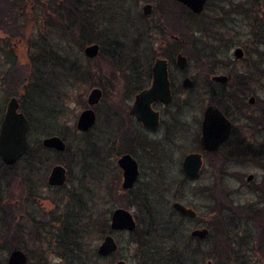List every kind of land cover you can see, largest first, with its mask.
I'll use <instances>...</instances> for the list:
<instances>
[{
  "label": "rangeland",
  "instance_id": "374dc122",
  "mask_svg": "<svg viewBox=\"0 0 264 264\" xmlns=\"http://www.w3.org/2000/svg\"><path fill=\"white\" fill-rule=\"evenodd\" d=\"M148 1L154 9L160 2L167 3L169 0H79V6H81L85 14L86 24L89 25V29L95 35L96 44L101 48L99 56L89 60L83 53V49L93 43H86L83 47H78L72 42L71 37L67 41H63L60 36L59 38L58 36L52 37L51 41L55 42L52 43L55 50L57 49L56 43L60 42L58 44V49L60 47L58 54L65 60L61 59L62 63L61 65L58 64V66L60 65L58 70L51 65L47 75L44 76L45 78L39 80V85H37L39 89L31 91L27 98H24L25 85H16L15 88H11V85H5L4 83V75L11 67L16 69L17 78L20 76L23 79L26 75L29 59L27 45L18 39H14L11 42L7 41V36L0 31V121L11 93L15 92L22 95L20 102L21 112L27 118L33 119L34 122L32 131L29 126L27 136L29 145H33L37 141L40 142L45 137L55 135L61 137L71 149L81 148V152L76 151V156L73 159H68L67 156L59 158L69 163L71 172L67 177V183L64 188L58 190H52L48 187L47 177L50 169L60 163L57 162V157L54 153L43 155L44 162L38 167L40 170L35 171V174H31L30 185L28 189L24 188L23 190V192H27V190L30 191L31 189L34 193L36 203H33L28 212L35 217H40L39 214L52 212L55 218H60L67 212V208L72 206L68 203L71 193L74 192L85 200V185H90L95 189L98 184L105 186L110 180L109 178L120 175V170L115 163L114 157L109 156L107 153L113 143L120 142L121 134L125 133L122 129L123 125L126 124L125 129L131 135L135 130L134 125L131 126L125 121L126 117H128L127 107H129L130 103L126 104L122 100L126 95L129 96L137 79H134V74L129 70L128 63L123 65L132 58L130 56L120 57L117 54L121 49L127 50L126 52L129 53L132 50L133 42L141 38L140 34L138 35L135 30L140 26L136 20L142 16V6ZM259 6L262 9V13H264L263 0L259 1ZM217 10V13H215L217 15L225 12V10L220 11L219 8ZM209 12L206 13V16H208ZM263 17L264 15L260 16L259 11L260 21L258 20L256 24H253L244 19L243 16H238L232 12L230 16H227V23L232 28V32H229V38L235 36L237 41L234 45L230 44L227 49L222 47L223 43L221 44L218 50L220 55L216 57V66L220 68L217 72L215 71L212 74L209 72L207 74L202 66H197L194 60H190L186 56L188 59L186 74L188 77L198 76L199 79L195 81L193 89L188 91L183 97L185 102L179 115V120L183 126L180 130L176 128L168 135H165L163 130L156 134H145L138 129L136 133L138 139L142 140V138L146 139L145 137H148L151 142V147L147 151L136 148L134 152V157L140 165V177L132 197L137 196L138 202L134 203L133 199L123 196L121 204L116 203L111 207L109 205L111 212L118 207L129 210L137 222L138 236L129 237L127 233L114 236L115 241L121 246L119 249L121 260L127 264H143L139 255L144 250L147 252L149 247L163 248L161 244L163 235L159 232V224L167 216L168 211L171 210L173 202H179L197 212L196 220L184 221L181 226L187 236L195 225L209 229L211 238L202 247L203 252H208L211 249L210 244H213L214 234L209 225L214 214L210 210L215 206L216 202L224 199L225 203H232V207H236L239 212L242 211L239 210V207L242 206L253 205L256 208L262 206L261 202L264 200H262L261 196L263 193L257 190L259 185L264 186V170L261 166L248 161L229 165L220 161L218 175L223 181L218 182L223 183V185L217 186L219 194H215V179L213 177L215 170L207 161L204 163V169L200 176L192 183H182L184 175L180 164L183 156L189 150L194 149L193 142L198 135V123L203 110L209 103V96L204 89L203 83L205 77L210 78V75H226L229 77L225 89L234 91L233 95H228L229 97L234 96V98L232 97L230 102L219 100V107L234 122L241 120L240 115H242L236 112L235 108L242 105L245 106L248 97L234 103L237 96H241L242 90H246L247 86L243 85H252L248 89L253 91L251 96L257 99L256 107L262 104V108H264V45H260L258 43L260 41L256 37L257 28L260 24H264L262 23ZM154 19H156V16L149 18L146 22H153ZM180 26L170 23L168 29L178 30ZM32 29L34 30L32 34L35 33V38L38 33L41 34L42 30V35L49 32V29L45 28V25L41 24L40 21L37 24H29L27 26V32ZM80 30L84 33L83 29ZM180 30L179 33L181 37L185 38L187 49L193 39L197 41L195 44L199 48L203 47L199 41L209 42L207 36L202 32L198 33L195 31L194 37L191 36L193 30H195V23L189 24L185 22L184 26L180 27ZM221 32L224 33L222 30ZM153 35L154 40L156 39L155 42L153 41V46H151L148 53H143L139 57L143 68L142 73L150 68L156 58H165L169 62L172 60V55L170 56L171 48L166 43L158 41L155 32ZM218 37L219 40L228 39L227 33ZM237 47L244 51L242 60H235L233 57V51ZM111 63L113 67H107ZM170 65L175 68L173 64ZM213 85L214 89L218 90L219 85L217 86L214 83ZM229 85L237 86L231 87ZM253 85H256V87ZM94 87L102 88L103 97L99 104L92 108L97 115V121L87 138L93 141L98 148V153L92 155V158L89 144L85 147V136L76 131L75 124L77 117L87 108L86 98ZM19 88L20 90L18 91ZM256 117L258 116H253V118ZM257 119H260V122L257 120L256 123L260 124L261 128H264V113ZM115 150L117 151L116 147ZM95 156L97 159H94ZM218 156L222 155L219 154ZM84 157L88 161H94L96 164L101 165V168L98 167L99 172L96 175L99 181H97L98 184L92 181L95 180L94 174H92L93 179H85V170H82L81 166ZM262 162H264V158ZM65 168L67 169V167ZM219 171L226 173H219ZM14 172L15 174H21L20 166L16 167ZM249 174L254 176L250 188L246 187L248 184L246 177ZM14 193L13 198L9 200L11 204L14 203L16 197L24 201L22 188L20 190L15 189ZM6 201L7 199L2 196L0 206L5 205ZM151 208H154V211ZM262 208L259 209L260 213ZM1 213L0 210V241L3 234H5V222ZM16 215L17 213L12 218ZM230 224L234 227L231 230L233 241L238 242L240 238L248 234L249 244L243 249V252L244 255L246 254L249 257L250 261L256 263L259 260L258 257L252 251H246L248 247L255 250L254 247L257 245V240L260 241V236H264V226L259 225L258 227V224L253 225V223L246 226L244 223L235 221ZM57 225L59 228V224ZM150 231L151 234L149 235ZM10 237L7 236V238ZM245 240L247 241L246 237ZM100 242L101 240L93 242V245H96L95 250H97ZM24 245L26 250L23 251L25 253L26 251H30V254L33 253L35 264H37L35 262L36 257L46 260L45 264H62L63 262L60 256L55 254L53 246L46 247V243L42 245L33 244L26 238H24ZM260 246L264 250V242L260 241ZM7 255L8 252L1 255L4 264H6ZM115 260L117 258H111L105 264H114ZM210 260L215 264V260ZM205 263L206 260L204 261Z\"/></svg>",
  "mask_w": 264,
  "mask_h": 264
},
{
  "label": "trees",
  "instance_id": "16d2710c",
  "mask_svg": "<svg viewBox=\"0 0 264 264\" xmlns=\"http://www.w3.org/2000/svg\"><path fill=\"white\" fill-rule=\"evenodd\" d=\"M259 1L260 0H208L204 13L199 17H193L187 10L181 8L178 12L180 16L182 15L184 17L185 22L189 24L195 23V30H193L191 36L194 37L195 31L198 33L202 32L209 40L208 43L199 41V43L203 45L202 48H199L196 47L195 44L197 41L193 39L190 47L188 49L186 47L183 54L190 60H194L197 66H202L207 74L209 72L212 74L215 71L217 72L220 70V68L216 66V57L220 55L218 50L220 49L221 44L223 43L222 47L227 49L230 47V44L234 45L237 41V37L235 36L229 38V32H232V28H230L229 23H227V16H230L232 12L238 16H243L244 19L249 22L256 24L258 20L260 21L259 11L260 16L264 15L259 6ZM37 2H41L40 7L35 5ZM217 4H220V6ZM79 5V0H0V31L7 36V41L11 42L14 39L21 40L27 45L29 50V59L24 78L22 79L20 76L17 78L16 76H18V74L16 69L11 67L4 75L5 85H11V88H15L16 85H25L24 98H27L31 91L39 89V86H37L39 85V80L45 78L44 76L47 75V71L51 65L56 70L59 69L58 67L61 65L62 60L65 59L61 58V55L58 54V50H60V47L58 49V44L60 42L56 43L57 49L55 50L54 44H52L55 42L51 41L52 37L60 36L63 41H67L65 40L66 36H71L72 42L78 47H83L86 43H97L95 35L89 29V25L86 24L85 14ZM216 5L220 8V11L225 10V12H222L220 15L212 13V10ZM174 6L175 3L173 0H169L167 3L160 2L155 7V13L162 16L163 20H166L167 18H171L172 14L175 13ZM207 12H209L208 16H206ZM39 21L41 24L45 25V28L49 29V32L42 35V30L41 34L38 33L35 38V33L32 34V31L34 30L32 29L30 32H27V26L29 24H37ZM165 23L167 22H163L158 27L161 36L166 38V35L169 33L177 35V31L168 29L169 26H166ZM262 23H264V20ZM163 26L167 27V32L162 29ZM80 29H83L84 33ZM221 30L224 31V33H222ZM257 30L256 37L260 41L258 43L264 45V24H260ZM225 33H227L228 39L219 40L218 36H222V34ZM166 43L169 45L180 46L181 48L179 42L175 43L167 39ZM9 52L12 53L11 50H9ZM139 61V58H132L123 65L128 63L129 68L133 69L139 67ZM58 64L60 65L58 66ZM110 66L113 67V64L111 63V65L109 64L107 67L110 68ZM203 83L210 85L209 78L205 77ZM19 90L20 88L18 91ZM11 97H21L22 99V95L15 92L11 93L10 98ZM27 120L30 122L29 125L32 131L34 124L33 119L28 117ZM250 120H252V118H250ZM257 120L260 122V119H256V122ZM88 135L89 134H85V147L89 144L88 146L91 150L90 156H92L98 152L96 144L90 139L88 140ZM120 152L132 153L131 149L128 147H124V149L119 147L117 151L110 152L109 154L118 155ZM46 153L51 152L44 150L41 146V142L37 141L33 145L28 144V149L25 152L24 157L14 167H8V165H5L0 161V202L2 196L5 194L6 185L15 183L18 188L20 187V184H22L20 179L23 178V186H26L27 188L30 180V173L39 170L38 164L41 166L42 162H44L43 155ZM54 154L57 157V162L67 167L69 176L71 170L69 163L60 160L59 158L67 156V158L70 159L72 155L71 148L67 146L63 154ZM95 158L97 159L96 156L94 159ZM19 166L20 171L24 168V176L22 174L19 175L18 173L15 174V167ZM98 167L101 168V165L96 164L94 161H88L85 157V179H93L92 174H94L95 180L92 181L97 182L98 178L96 175L99 172ZM109 179L110 180L105 186L98 184V181V186H96L95 189L90 185H85V200L80 195L70 192L71 195H69L68 203L72 206L67 208L66 213L68 214H66L65 220L58 222L59 229L57 231V236H55L53 241L58 251L63 249L68 250L69 254L65 259L67 264H105V262L111 258L121 259L119 253L121 246L117 242L118 250L110 258H100L95 250L96 245H93V242L96 240H102L105 235L114 234V232L110 230L109 224L111 206L116 203L121 204L123 196L129 197L131 200L133 199L134 203L138 202L137 196L132 197L135 189L128 192H124L120 189L119 176L116 175ZM0 210L5 222V234H3L0 241V264H4V260L1 258L2 254L11 251L13 248L25 251L26 247L22 244L24 238H27L33 244H37L39 243V236L37 233L38 225L31 220L29 216L27 218L28 227L24 230V237L22 238L20 227L18 223L14 222L15 219H12V214L3 206H0ZM151 210L154 211V208H151ZM227 210L238 216L241 215V211L239 212L236 207L233 208L232 203H225L224 199H220L216 202L215 206L210 210V212H215L212 222L209 225L214 234V252H216V257L221 261L227 260L228 254L231 250L229 238V235L231 234L229 230L230 222H228V215H224ZM239 210L241 209L239 208ZM84 212L85 222L82 223L81 218H83L82 216ZM166 217H168L169 223L167 225L159 224L162 228L159 232L162 235L169 234V236H172L173 241L177 242V236L179 235L178 227L182 225L183 220L172 211H169ZM150 234L151 231L149 232V235ZM7 236L11 237L7 238ZM128 236H138V230L134 233H129ZM243 242L244 238H240L238 241L239 249H237V253ZM145 252L146 251L144 250L139 255V258L141 257L140 260L143 264H152L153 261L150 259V253ZM26 253L30 261L29 264H35L33 253L30 254V251H26ZM55 254L58 256L61 255L60 252H56ZM35 262L37 264H45L44 259L41 257H36ZM173 262L174 264H177L176 259Z\"/></svg>",
  "mask_w": 264,
  "mask_h": 264
},
{
  "label": "flooded vegetation",
  "instance_id": "af4514ba",
  "mask_svg": "<svg viewBox=\"0 0 264 264\" xmlns=\"http://www.w3.org/2000/svg\"><path fill=\"white\" fill-rule=\"evenodd\" d=\"M173 2L175 3V6H174L175 7V13L172 14L171 18H167L166 20H163L162 16H159V15H157V13H155V8L153 9V6L149 3V1H148V3H145L144 5H150L152 7V12H151L150 16L144 17L142 15V9H141V15L142 16L136 20L140 26L138 28H136L135 30L138 33V35L140 34L141 38L136 39L133 42L132 50L129 53L126 52L127 50H122V49L118 51L117 55L120 57H128V56H130L131 58L141 57L142 56L141 54L149 52V49L151 48V46H153V41L154 42L156 41V39L154 40V35H153L154 32L157 34L158 41L166 43V40L168 39V40L173 41L175 43L179 42L181 45V48H180V46L169 45L166 43L171 48V51H170V56L172 55L171 56L172 57L171 62H169V60L165 59V58L164 59L163 58H156L154 60V62L157 59H161V60L166 61L167 75H166V84L164 86L167 87V90L169 93V99H170L169 103H167V104H164L161 102H155L151 105V110L157 114V118H158V124L154 130L145 129L133 116H131L129 114V111H130V108L132 107V105L134 103L135 97L139 93L143 92L144 90L149 89L154 84V82L157 83V80L160 77V75L158 73H154V71H153L154 62L152 63L150 68L144 73H142L143 68L141 67L142 64L140 61H139V63H140L139 67H135L133 69L129 68V70L134 74V76H133L134 79H137V80H136L135 86L133 87V90L130 91L129 96L126 95L123 98L122 102L125 101L126 104L130 103L129 107H127L128 117L125 116L126 117L125 121L128 122V124L131 126L134 125L135 130L133 131V133L131 135L125 129L126 124L123 125L122 129L125 133L121 134V136L119 138L120 142L118 141V142L113 143L109 152L107 153L109 156L114 157L116 165H117V160L122 155L129 154L136 161V159L134 157V154H135L134 152H135L136 148L147 151L151 147V145H150L151 142L148 139V137H145L146 139L142 138V140L138 139V137H137L138 135L136 134L138 132V129L140 132H143L145 134H156L157 132L163 130L164 134L168 135L170 132L174 131L176 128H178L180 130L183 126L181 121L179 120L180 110L183 107L184 102H185V99H183V97L187 94L188 91H191L193 89V87L195 85V81H197L199 79V77L198 76L188 77V75L186 74V69L188 67V59L183 54V52L186 50L185 41H184L185 38L181 37V35L179 33V31H181L180 27L184 26V24H185V20H184V17L182 15L180 16L178 10L181 8H184L193 17H199L200 15H202L204 13L206 4L204 6L203 12L201 14L195 16L188 9H186L181 4L177 3L175 0H173ZM37 5H41V2H37L36 6ZM217 5L220 6V4H217ZM38 7H40V6H38ZM217 8H219V7L216 6L212 10V13H214V14L217 13V11H218ZM219 10H220V8H219ZM153 16H156V19H154L153 22L147 23L146 21L149 18H152ZM163 22H167V23H165V25L169 26V27H170V23H173L174 25L177 24L179 26L181 25L178 28V30H175V31H177V35H173V34L169 33L166 35V38L161 36L160 29L158 27ZM166 26H163L162 29L167 32L168 29ZM69 37H71V36H68V37L66 36V40H68ZM58 38H59V36H58ZM92 45L97 47L98 54L95 57H88L87 55H85L86 58L89 60L95 59L96 57L99 56V54L101 52V48L97 44H95V43L90 44V46H92ZM87 47H89V46H86L83 49L84 54H85V49ZM179 54L183 55L187 59V67L184 70H180L176 66V58ZM173 56H174V60H173ZM170 64H173L175 66V68L172 67ZM140 70H141V72H140ZM213 76L214 75H210V78H209L210 85L204 84V87H205L204 89L206 90V93L209 96V103L206 106V108L203 110L201 118H200L199 123H198V135L196 136V138L193 142V148L194 149L189 150L183 156L180 166H181V171L184 175V181H182V183H192L200 176V174L202 173V170L204 169V163H205V161H207L210 164V166L215 170V174L213 175V177L215 179L214 180V182H215L214 188H215V194H219L217 186L221 185V184L223 185V183L218 182V181H223L222 178L218 175V166H219L220 161L222 163H226V165H229L231 163H235V164L246 163L248 161V162H252L253 164H255L257 166H261L264 170V162H262L263 158H264V156H263V154H264V128H261V125L256 123V119L258 117H260V115H263L264 108H262V104L256 107L257 99H256V97L251 96L253 91L248 89L252 85H243V86H247V88H246V90H242V94H240L241 96L240 97L237 96V98L234 100V103L236 101L240 102V101L244 100L247 96L248 97L246 99V105L245 106L242 105L243 107L238 106L235 108V111L238 112L239 114L241 113L242 115H240L241 120H239L238 122L237 121L234 122L233 120H231L230 116L228 114H226L225 112H222L220 110V107H219V105H220L219 100H224V101L230 102V100H232L231 98L232 97L234 98V96L229 97L228 95H233L235 92L225 89L226 88L225 86L228 83L229 77L224 75L227 77V82L225 84H218V83H215L211 80V78ZM185 78H189L193 82V86L189 89H185L182 85L183 80ZM213 83L217 84V86L219 85L218 90L214 89ZM97 84H99V83H97ZM99 86L102 87L101 85H99ZM229 86L232 87V86H237V85H229ZM253 86L256 87V85H253ZM100 87H94V88L100 89L102 91V97H103V90ZM220 97H222V98H220ZM250 98L254 99L253 104L248 103V100ZM17 99L21 100V97H17ZM19 102H21V101H19ZM211 106L217 108L224 115V117L230 122L231 132H230L228 138L219 146L217 151L209 153V152H206L202 149L201 144H200V137H201V131H202L204 112L208 107H211ZM87 108H88V106H87ZM4 113H5V111H4ZM253 116H258V117L253 118ZM3 117H4V114L2 116V119H3ZM95 118H96L95 123L90 130H88L87 132H84V133L79 132L76 129V124H75L76 131L78 133L82 134L83 136H85V134H90V131L93 130V128L95 127L96 121H97V115L96 114H95ZM250 118H252V120H250ZM2 119L0 121V126H1ZM28 123H29V121H28ZM28 133H29V128H28ZM27 136H28V134H27ZM53 136H55V135H53ZM27 142H28V140H27ZM66 147H67V145H66ZM115 147L117 148V150L119 149V147H122V149H124V147H128L129 149H131L132 153L120 152V154H118V155H110L109 154L110 152L116 151ZM27 149H28V147H27ZM96 149L98 152V148H96ZM44 150H46V149H44ZM46 151H49L51 153L54 152L52 150H46ZM76 151L81 152V148L78 147L76 150L73 148L71 149V153H72L71 159H73L76 156V153H77ZM54 153L63 154V153H57V152H54ZM188 154H200L201 155L202 167H201V170L199 171L197 177H195V178H190L183 171L182 163H183L184 158ZM219 154H221L222 156H218ZM24 155H25V153L14 164H12L11 166H8V167H14L15 165H17V163H19V161L24 157ZM0 161H1V158H0ZM137 164H138L139 177H140V165L138 162H137ZM56 165H61V164H56ZM38 166H40V164H38ZM81 166H82V170H85L84 169L85 168V157L83 158ZM117 167H118V165H117ZM15 169H16V167H15ZM66 171H67V177H68V170L66 169ZM70 172H71V170H70ZM49 173H50V171H49ZM219 173H226V172L219 171ZM21 174L24 176V174H25L24 168L21 169ZM31 174H35V173L34 172L30 173V180H29L28 186L30 185V182H31ZM48 176H49V174H48ZM249 176H252V179L250 181L248 180ZM119 177H120V180L122 181L121 170H120ZM139 177H138V179H139ZM138 179H137L136 184L138 183ZM253 179H254V176L252 174L247 175L246 182L248 184L246 185V187H248V188L251 187L250 185H251V182ZM20 180L22 181V184H20V187H18V188L16 187L17 185L15 183L10 184V185H6L5 194L3 195V197H4V199H7V201H6V204L3 205V207H5L12 214V216L15 213H17V215L12 219H15L14 222L18 223L20 230L22 232V234H21L22 238L24 237V230L27 229V227H28V220H27L28 216L30 217L31 220H33L35 223H37V225H38V232L37 233L39 236V243H37V244L42 245V244L46 243V247L53 246V250L55 253L60 252V254H61L60 258L63 261L62 264H67L65 259H66V256L69 254L68 250L63 249V250L58 251V249L56 248L53 241H54L55 236H57V231L59 229L58 225H57L58 222L64 221L66 218V214H68V213H65L60 218H55L52 212L51 213L50 212L45 213V214H39L40 217H35L33 214L29 213L28 212L29 208L32 207L33 203H36V200L34 199L35 196H34V193L31 189H30V191L27 190V192L26 191L23 192V190H24V188H26V186H23V178H21ZM66 183H67V179H66ZM66 183H65V185H66ZM136 184H135L133 189H135ZM119 185H120V189H121V182H119ZM28 186L26 189H28ZM64 186H62V187H50L48 185V187L52 190L63 189ZM21 188H22V196H24V201H21L20 199H18L16 197L14 203L11 204L9 200L11 198H13V194H15L14 193L15 189L20 190ZM257 190H258V192L262 191L263 195L261 197H262V200H264V186L259 185ZM122 191H124V190H122ZM128 191H131V190H128ZM128 191H124V192H128ZM261 203H262L261 207H263L261 209L262 214L260 213V210H259L261 207L256 208L253 205H249V206L239 207L242 210L240 216L232 213L229 210L225 211L224 215H228V217H229L228 222H230V223H232V221H235V222H239V223L240 222L244 223L246 226L250 225L252 223H253V225L258 224L257 225L258 227H259V225L264 226V215H263L264 214V201H262ZM171 206H172V204H171ZM183 206H185V205H183ZM185 207L190 208L187 206H185ZM253 207H254V209H252ZM190 209H192V208H190ZM170 211L174 212L176 215H178L180 218H182V220H183L182 225H183L184 221H187V220L188 221H194L197 219V212L195 210H194L196 212L195 218H188V217L180 216L179 214H177L172 209V207H171ZM168 213H169V211H168ZM213 214L215 215V212H213ZM82 217L83 218H81V219H82V223H83V222H85V212H84ZM135 222H136V220H135ZM168 223H169V219H168V217L165 216L160 224H166L167 225ZM136 224H137V222H136ZM181 226L178 227L179 235L177 236L178 237L177 242L173 241L172 236H169V234H164L163 235V242L161 243L163 245V248L149 247V249H151V250L148 249L147 252H145V253H150V259L153 261L152 264H174L173 261L175 259L177 261V264H204L205 260H206L205 264H213L210 259L215 260V262H214L215 264H250V263H252V264H264V250H262V247L260 246V241L264 242V236L263 237L260 236V241L257 240V245H255V247H254L255 250L250 249L248 247V250L246 251V252L252 251L258 257L259 260L256 263L250 261L249 257L246 254L244 255V252H243L244 251L243 249L245 247H247L249 244L247 233H246L247 235H245V237L247 238V241L245 240V237H243L244 242L242 243V246H241L240 250L238 251V253H237V249H239L238 242L233 241L232 235L231 234L229 235L231 250H230V253L228 254L227 260L221 261L219 258L216 257V252H214V248H215L214 243L210 244L211 249L208 252H203L202 247L208 241V239L211 238V233H210L209 229H207L206 227H201L200 225H195L189 231L188 236H187L186 233L183 232ZM201 228H206L209 231V236L205 240H199V239L192 236L193 231H195L196 229H201ZM233 228L234 227L232 226V224H230V226H229L230 233H231V230ZM161 229L162 228L159 226V230H161ZM121 233H125V232H114V234H111V235L114 238L115 235H118ZM26 240H28V239L26 238ZM22 244L24 245V241L22 242ZM13 249H18V248H13ZM19 250L23 251L22 249H19ZM9 252H8V254H9ZM25 254L27 255V253H25ZM157 256H158V258H157ZM28 260H29V258H28ZM117 260H119V259H117ZM44 261H45V263L47 262L46 260H44ZM29 263H30V261L28 262V264Z\"/></svg>",
  "mask_w": 264,
  "mask_h": 264
},
{
  "label": "water",
  "instance_id": "95a60500",
  "mask_svg": "<svg viewBox=\"0 0 264 264\" xmlns=\"http://www.w3.org/2000/svg\"><path fill=\"white\" fill-rule=\"evenodd\" d=\"M177 3L188 9L193 15L197 16L204 10L207 0H175ZM152 7L144 5L142 15L148 17L151 15ZM98 54L96 46L92 45L85 49V55L95 57ZM235 60H242L244 51L237 47L233 51ZM176 66L180 70L187 67V59L179 54L176 58ZM154 73L160 77L157 83L147 90L139 93L134 100L129 114L133 116L145 129L154 130L158 124L157 114L151 110V105L155 102L164 104L169 103V93L166 84L167 64L165 60L157 59L153 65ZM211 80L218 84H225L227 77L224 75H214ZM185 89L193 86L192 80L185 78L182 83ZM102 98V91L98 88L92 89L86 99L88 108L83 110L77 118L76 129L79 132H87L95 123V112L93 107L99 103ZM20 99L10 98L6 104L4 117L0 126V158L8 166L14 164L26 152L28 147L27 134L29 123L25 115L20 111ZM249 104L254 103V99L248 100ZM231 132V124L224 115L215 107H208L203 115L202 131L200 144L204 151L215 152L219 146L228 138ZM41 146L46 150H52L57 153H63L66 149V143L58 136H48L41 139ZM117 165L122 172L121 189L124 191L132 190L139 177L137 162L129 154L122 155L117 160ZM183 171L190 178L197 177L202 167L200 154H188L182 163ZM67 179V171L62 165H55L51 168L47 178V184L50 187H62ZM252 176L248 177L250 181ZM172 209L183 217L195 218L196 212L186 208L178 202L172 203ZM137 224L131 212L127 209L118 207L110 215V230L113 232L134 233ZM192 236L205 240L209 236L206 228L196 229ZM117 244L112 235L107 234L101 240L97 247L96 253L101 258H108L117 252ZM27 255L19 250L13 249L9 252L6 264H28ZM114 264H127L123 260H116Z\"/></svg>",
  "mask_w": 264,
  "mask_h": 264
}]
</instances>
